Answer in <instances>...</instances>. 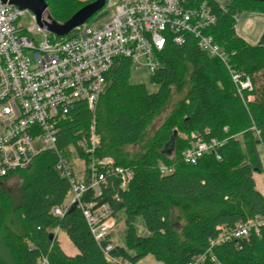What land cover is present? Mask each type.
<instances>
[{"label": "trees", "instance_id": "1", "mask_svg": "<svg viewBox=\"0 0 264 264\" xmlns=\"http://www.w3.org/2000/svg\"><path fill=\"white\" fill-rule=\"evenodd\" d=\"M91 1L45 0L58 22ZM197 1L215 13L216 23L208 31L229 54L232 68L250 77L254 89L240 98L225 66L188 35L181 44L171 40L164 44L160 66L149 75L154 91L130 82L128 59H118L106 73L94 112L96 154L130 167L133 177L121 189L118 176L109 174L102 195L95 199L109 203L116 224H121L113 253L133 262L151 255L163 264H187L224 230L256 217L264 219V196L254 180V173L263 172L264 85L256 86L254 75L264 74V28L253 44L234 29L241 14L264 15V0H230L224 6L216 0ZM104 11L95 13L94 20ZM172 94L180 98L146 138ZM91 118L84 102H76L59 123L57 148L69 154L87 133ZM192 131L205 139L224 140L216 151L220 158L207 153L195 163L183 162L181 152ZM132 146L134 152L128 150ZM56 159L55 152L46 149L26 168L0 176V264H35L41 256L48 264H111L79 209L69 208L62 217L50 213L69 191L67 179L55 169ZM161 165L171 171L162 174ZM14 175L22 180L18 202L3 186ZM90 197L88 192L85 199ZM54 227L65 232L77 253L67 255L57 236L50 237ZM210 251L218 264H264V224L258 234L220 242ZM202 264L214 263L207 257Z\"/></svg>", "mask_w": 264, "mask_h": 264}, {"label": "built area", "instance_id": "2", "mask_svg": "<svg viewBox=\"0 0 264 264\" xmlns=\"http://www.w3.org/2000/svg\"><path fill=\"white\" fill-rule=\"evenodd\" d=\"M104 9L111 17L100 25L84 22L66 36L58 37L38 24L29 9L0 1V176L29 166L34 156L49 149L56 154L55 169L65 177L69 191L62 203L52 206L50 213L62 217L74 206L85 219L90 235L111 264H141L113 253L117 224L109 203L95 199L102 195L107 176L115 174L119 188L125 189L133 170L117 165L113 158L97 155L99 139L95 132L94 112L99 95L105 88V75L115 61L128 59L133 70L152 74L160 66L159 54L166 41L181 44L191 36L211 57L227 69L236 93L244 98L254 89L250 77L232 68L229 54L208 30L216 23V15L205 2L197 0H106ZM46 10L42 19L47 20ZM28 15L27 28L19 23ZM48 21V20H47ZM35 34H40L37 40ZM34 61L31 64L30 56ZM251 95H247L250 99ZM82 101L92 113L87 133L65 154L57 148L59 123L68 116L76 102ZM226 130V127L223 128ZM41 146L35 148L33 143ZM224 140L203 138L198 131L188 135V146L181 160L195 163L202 155L216 153ZM164 174L170 167L159 166ZM88 192L91 197L85 199ZM264 219L238 222L210 241L203 253L187 264H202L207 257L218 264L211 247L220 242H238L251 233L258 234ZM58 227L50 230L57 236ZM35 264H48L41 256Z\"/></svg>", "mask_w": 264, "mask_h": 264}, {"label": "rangeland", "instance_id": "3", "mask_svg": "<svg viewBox=\"0 0 264 264\" xmlns=\"http://www.w3.org/2000/svg\"><path fill=\"white\" fill-rule=\"evenodd\" d=\"M221 6H224L227 4L230 0H216ZM101 11V9L99 10ZM99 11H97L99 13ZM96 12V13H97ZM96 17L95 14H93L87 21L91 25H100L105 23L106 21L109 20L111 17V10L105 9L104 13L100 16L97 17L96 20H94ZM235 32L238 36L243 38L245 41H247L250 44H253L257 41L259 35L261 34L263 28H264V15L262 14H241L240 16H237L235 19ZM31 22V18L28 15H24L20 17L19 23L23 28H27L28 25ZM35 38L37 40L41 39L40 34H35ZM30 56V61L31 64L34 63L31 53L29 54ZM255 79V84L256 86H262L264 85V74L257 73L254 75ZM130 82L131 83H141L146 86V88L149 91H154L156 89V85L152 84L149 80V73L145 70H133L131 69L130 73ZM180 98L179 95L177 94H172L170 97V102L168 105L159 113V115L153 120L152 125L149 126V129L146 132L145 137L147 138L151 131L154 128H157L161 121L164 119V117L169 113L171 107L173 106V103L175 102L176 99ZM252 99V96L250 97ZM35 148H39L41 144L39 142H34L33 143ZM128 150L130 152H134L136 150V147H128ZM73 150L69 149V154L72 153ZM261 158L264 163V152L260 151ZM75 154H71V158H74ZM256 179L258 184L260 185L261 189L263 187L264 189V172L260 174H256ZM22 184V180L18 175L12 176L10 179L7 181L3 182V186L9 191V193L13 196V199L15 202L19 201L20 198V186ZM121 224L117 225V228L120 227ZM57 240L59 242L60 247L63 249V251L68 254V255H74L77 253V249L73 246V244L70 242L68 239L67 235L65 232L60 230L57 234ZM72 249V250H71ZM141 264H163L160 261L155 260L151 255H147L144 258L140 259Z\"/></svg>", "mask_w": 264, "mask_h": 264}, {"label": "water", "instance_id": "4", "mask_svg": "<svg viewBox=\"0 0 264 264\" xmlns=\"http://www.w3.org/2000/svg\"><path fill=\"white\" fill-rule=\"evenodd\" d=\"M18 6L21 9L31 10L37 18L40 26H45L46 30L53 33L55 36L62 37L76 26L86 22L93 14L103 8L106 0H93L72 14L67 20L58 22L52 18L50 13H47V20L42 19L43 13L48 10V5L45 0H0ZM71 208H74L72 206ZM52 235L50 234V237Z\"/></svg>", "mask_w": 264, "mask_h": 264}, {"label": "crops", "instance_id": "5", "mask_svg": "<svg viewBox=\"0 0 264 264\" xmlns=\"http://www.w3.org/2000/svg\"><path fill=\"white\" fill-rule=\"evenodd\" d=\"M262 159V158H261ZM262 163H263V160H262ZM263 172H264V163H263ZM256 174H260V173H254V180H255V184H256V187H257V189L262 193V195L264 196V189H263V187H262V189H261V187H260V185L258 184V182H257V179H256ZM119 230H120V227H118L117 228V234H116V243L118 244L119 243ZM60 246V245H59ZM62 249V248H61ZM63 250V249H62ZM72 250V249H71ZM68 255V254H67Z\"/></svg>", "mask_w": 264, "mask_h": 264}]
</instances>
